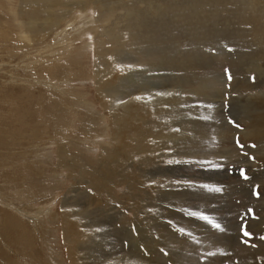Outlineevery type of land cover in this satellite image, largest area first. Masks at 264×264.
<instances>
[{
  "label": "rangeland",
  "instance_id": "obj_1",
  "mask_svg": "<svg viewBox=\"0 0 264 264\" xmlns=\"http://www.w3.org/2000/svg\"><path fill=\"white\" fill-rule=\"evenodd\" d=\"M61 1L73 3L40 11L31 33L21 0H0V45L14 49L0 51V264H264V0ZM113 27L111 110L95 73ZM122 142L154 148L129 155ZM116 147L108 180L102 155ZM64 149L80 165L60 166Z\"/></svg>",
  "mask_w": 264,
  "mask_h": 264
},
{
  "label": "bare ground",
  "instance_id": "obj_2",
  "mask_svg": "<svg viewBox=\"0 0 264 264\" xmlns=\"http://www.w3.org/2000/svg\"><path fill=\"white\" fill-rule=\"evenodd\" d=\"M72 3L73 2H65V1H61V0H21V3H20V6H22V8H23V10L21 9L20 11L23 13H26L27 15H31L33 18H35L34 19V21H32L30 24L32 25V28L27 24V23H24V25H25V27L26 28H29L30 29V31H31V33H33L34 31H35V24H37L38 22H37V20H38V13L40 12V11H43V10H48V11H52V10H54V9H58V8H69V7H71L72 6ZM100 3V2H99ZM76 4H77V2H76ZM11 9V8H10ZM65 10V9H64ZM102 10H103V8H102ZM101 10V11H102ZM55 11V10H54ZM67 11V10H66ZM100 11V10H99ZM10 12H14V9H12ZM52 15V14H51ZM58 16H59V14L58 13H55L54 14V16H53V18H56V19H58ZM118 30V28H116V27H113L112 29H111V33H112V35H107V38H106V40L103 42V41H99L98 42V49H99V55H98V62H97V66L96 67H99V68H101V69H99V70H97L96 71V73H95V76L97 77V80H98V90H100L99 91V93H100V96L103 98V99H105L106 100V103H107V106L111 109V110H113L115 107H116V105H115V101H114V96L111 94V89H113V90H117L116 88H117V86H114V84H115V79L116 78H120V75L122 74H119V73H117L118 72V70H120V64H119V60H118V57H117V55H118V53L120 52V50H119V47H118V45H119V43H123L124 42V40H120V41H118L117 39L121 36V33L119 32V31H117ZM49 31L50 30H48L46 33H44L40 38H38V40L37 41H42L43 40V38L44 37H46L48 34H49ZM5 33H6V31H5ZM0 34L2 35V32H1V30H0ZM3 36V35H2ZM132 36V35H131ZM123 37H125V36H123ZM3 38H4V36H3ZM18 38V37H17ZM118 41V42H117ZM4 44H5V42H3L1 45H0V51L1 52H4L5 50H9L10 51V49L11 48H6L5 46H4ZM123 45V44H122ZM14 49H11V51H13ZM8 51V52H9ZM16 52V51H15ZM15 52H13V54L14 55H16L17 54V52H16V54H15ZM3 54V53H2ZM1 55V54H0ZM2 57V56H1ZM108 66H112L113 68H115V70H114V72H108ZM123 66V65H122ZM118 69V70H117ZM58 70V69H57ZM55 71H56V68H55ZM122 71V70H121ZM57 72V71H56ZM111 87V89H109ZM108 89L110 90V92L108 91ZM118 100V99H117ZM116 100V101H117ZM118 102H119V100H118ZM121 104V103H120ZM126 107V106H125ZM134 107L135 106H132V105H129V106H127V108H125V111H127L128 112V115H130V111L132 110V109H134ZM142 107V106H141ZM123 110V109H122ZM140 110H141V108H140ZM124 111V112H125ZM149 111V110H148ZM146 113V112H145ZM157 114V113H156ZM148 115V114H147ZM118 115H115L114 116V118H115V121H117L118 123H120L121 122V120L117 117ZM141 116V115H140ZM159 116V115H158ZM139 117V116H138ZM135 118V117H134ZM141 118V117H140ZM54 120H55V118H53ZM122 120H125V118H121ZM127 119L131 122V124L134 126V130L135 131H137L139 134L138 135H140V134H142V133H145V131H146V133H147V131L148 130H150V124H148L149 125V127L147 128V129H145V125L147 124H145V123H142L141 124V121H143V120H140V122H139V124L138 123H136L134 120H132V119H130V118H128L127 117ZM158 119V118H157ZM160 119V118H159ZM252 119V118H251ZM149 120V119H148ZM147 120V121H148ZM261 120V119H260ZM260 120L259 121H257L258 123V125H259V123H261L260 122ZM160 121V120H159ZM162 121V120H161ZM144 122V121H143ZM84 123L85 124H87V125H89V126H91L92 125V122H91V120H86V121H84ZM117 123V124H118ZM150 123V122H149ZM257 124H256V132L259 130V128H263V126L260 124V126H257ZM262 124H263V122H262ZM147 125V126H148ZM160 127V126H159ZM95 128V127H94ZM125 128V127H124ZM161 129H163V128H157L156 129V132H158L159 130H161ZM185 129V128H184ZM129 130V129H128ZM175 130V129H174ZM127 130L126 129H123V128H118V127H116V126H114V132H115V134L118 136V137H122L123 136V134L126 132ZM175 132H177V130L176 131H174V133ZM252 133H250V134H254L255 133V131H251ZM165 133V135L163 134V136L162 135H160L158 138L161 140V144L163 143V139H169V140H171V137H172V135H173V133L172 132H167V130L164 132ZM150 134H151V130H150ZM175 134H177V133H175ZM191 134V133H190ZM249 134V135H250ZM253 136V135H252ZM258 136H261V135H258ZM178 137V136H177ZM249 137H251V136H249ZM121 139V138H120ZM146 139V138H145ZM123 140V139H122ZM133 140H134V138H133ZM132 141V140H131ZM143 141V140H142ZM166 141V140H165ZM130 142V141H129ZM171 142V141H170ZM169 142V143H170ZM174 142V141H173ZM164 143H166V144H168L167 142H164ZM172 143V142H171ZM172 144H174V143H172ZM128 145H130V147H128ZM122 147H123V149H124V151H126V153H128L129 155H131V152H139L140 151V149L142 148V152L143 151H146V150H152L154 147H153V145L151 144V142H143L142 144H141V142H140V144H139V146H138V149L139 150H135V148H134V150H132L133 149V144L132 143H123L122 142V145H121ZM29 147V146H28ZM148 147V148H147ZM43 148H46L45 146L43 147ZM43 148H41L40 150L41 151H44L45 149H43ZM61 148V147H60ZM43 149V150H42ZM118 150H121V148L120 147H116V149H114L113 151H111L110 153H107V154H103L102 156L103 157H105V156H108V158H109V160H107L105 163H104V161H103V163H102V166L105 164V165H107L108 166V170H107V178L106 179H108V178H110V177H112L113 176V173L116 171V169H113V166L114 165H118L117 164V161H118V156H117V153H119V152H117ZM149 152V151H148ZM60 155H61V160H60V163H59V165L61 166V164L63 163V162H66V163H68V164H70V165H72V166H76V165H80V164H78L77 163V161H74L73 159H71V158H69V159H65V156L67 155V150L66 149H64L63 151H61V153H60ZM137 156V155H136ZM117 157V158H116ZM115 158L117 159V161H115ZM71 160V161H70ZM80 160V159H79ZM119 160L121 161V159L119 158ZM119 163V162H118ZM99 164H100V162H99ZM120 164V163H119ZM77 167H80V166H77ZM118 167H119V165H118ZM86 168V167H85ZM84 167H82V171H81V173H85V171H87V169H85ZM104 168H106V167H104ZM120 168V167H119ZM122 169V168H121ZM92 174L93 173H95L96 175H94V176H96L94 179H93V182L94 183H96V184H99V182H101V179H102V176H101V172H100V170H98V169H93V167H92ZM105 170V169H104ZM106 171V170H105ZM42 174V173H41ZM86 174H88V173H86ZM121 175V174H120ZM120 175H119V177H120ZM41 176V175H40ZM117 177V176H116ZM124 177H126V176H124ZM39 178V177H38ZM84 179V178H83ZM124 179H126V178H124ZM109 180V179H108ZM111 181V180H110ZM92 182V181H91ZM19 183V182H18ZM36 183V182H35ZM20 184V183H19ZM37 185H41V183H38ZM36 186V185H35ZM129 186V185H128ZM37 187H39V186H37ZM40 189V188H39ZM42 189V188H41ZM130 189L132 190V189H134L133 188V186L131 185V187H130ZM16 191V190H15ZM20 191V190H19ZM18 191V192H19ZM26 191V190H25ZM25 191H20V195L21 196H25L26 195V193H25ZM48 191V190H47ZM50 191V190H49ZM17 192V191H16ZM27 192V191H26ZM34 192V191H33ZM44 192H46V188H44ZM131 192V191H130ZM133 192H134V190H133ZM32 194V193H31ZM131 194V193H130ZM136 195H138V194H136ZM112 196V195H111ZM132 196H134V195H132ZM137 197H135V199H136ZM148 198V197H147ZM65 204H67L66 202H65ZM63 208H65V207H63ZM75 212V211H74ZM65 213V212H64ZM83 217V216H82ZM66 218H67V216H66ZM70 218H77V214L76 213H73L72 215H71V217ZM81 217H79V219H80ZM69 219V218H68ZM68 219L66 220V222L64 221V223H65V225H66V230H67V233H69L70 231L72 232V233H74V231H76L75 229H73V227L71 228L70 226L72 225V220H69L68 221ZM75 220H73V222H74ZM126 224H128V223H126ZM91 225H92V223H91ZM90 225V226H91ZM75 226V225H74ZM82 226V225H81ZM84 226V228L86 227L85 225H83ZM128 226V225H127ZM76 227V226H75ZM90 228V227H89ZM128 228H129V226H128ZM130 228H131V226H130ZM131 230V229H130ZM135 230V229H134ZM77 233V232H76ZM78 234H80V232L78 233ZM81 235V234H80ZM84 236V235H83ZM131 236V235H130ZM133 236V235H132ZM70 237H72V236H70ZM150 238V237H149ZM78 239V240H77ZM92 240L94 241V238H92ZM84 241V240H83ZM82 241V242H83ZM96 241V240H95ZM94 241V242H95ZM71 243H76V245H79V243H80V241H79V238L78 237H72L71 239H69V245L71 244ZM86 243H88V242H86ZM137 246V245H136ZM77 247V246H76ZM82 247V246H81ZM151 247V246H150ZM71 248H72V250H75V248H74V246L73 245H71ZM51 249V248H50ZM91 249V248H90ZM83 252H85V251H83ZM91 253V252H90ZM77 254H79V253H77ZM88 254V253H87ZM80 255V254H79ZM93 255V254H92ZM47 256H49L51 259L52 258H54V256H53V254L52 255H50L49 253L47 254ZM95 256H97V255H95ZM94 256V259L96 258ZM121 256V255H120ZM89 257V256H88ZM99 257V256H98ZM81 259V258H80ZM88 259V258H87ZM126 259H128V258H126ZM122 261H123V259H121ZM140 260V259H139ZM95 261V260H94ZM121 261V262H122ZM88 262V261H87ZM98 262V261H97ZM89 264H93V262L92 261H90V262H88ZM142 263V262H141ZM84 264V263H83ZM96 264V263H95ZM102 264H112V263H106V262H104L103 261V263ZM116 264V263H115ZM122 264H124V263H122ZM127 264V263H126Z\"/></svg>",
  "mask_w": 264,
  "mask_h": 264
},
{
  "label": "snow or ice",
  "instance_id": "obj_3",
  "mask_svg": "<svg viewBox=\"0 0 264 264\" xmlns=\"http://www.w3.org/2000/svg\"><path fill=\"white\" fill-rule=\"evenodd\" d=\"M226 73H227L228 79L230 80L231 79V72H230V70H226ZM252 80L253 81L255 80V77L254 76L252 77ZM229 87H230V84H229ZM229 119H230V122L233 123L236 127H240V125H236L235 124V121H231V118H229ZM252 147H255V145H252ZM252 159H254V157ZM238 172L241 175L242 179H245V180L248 179L246 170L239 169ZM202 187H204V188H206V189H208L210 191H222V188L220 186L202 185ZM253 195L259 197L258 186H256V188L253 189ZM150 211H152V210H150ZM190 214L192 216H194V217H199L201 220L206 221V222L213 221L212 217H210L209 215H207L205 213H202V212L191 211ZM248 215L254 216V213L252 212L251 209L248 210ZM216 227L219 229V228H222V225L216 224ZM180 231L183 232L185 230L180 229ZM241 231H242L244 237H249V236L252 235L250 232H248L247 225L242 226ZM261 239H264V237H261ZM243 242L244 243H247V240H244ZM112 264H115V262H112Z\"/></svg>",
  "mask_w": 264,
  "mask_h": 264
}]
</instances>
